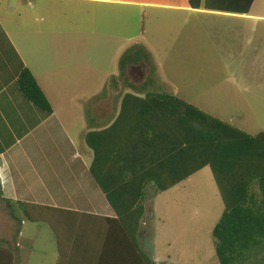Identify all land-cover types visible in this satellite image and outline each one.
I'll return each mask as SVG.
<instances>
[{
  "label": "trees",
  "instance_id": "16d2710c",
  "mask_svg": "<svg viewBox=\"0 0 264 264\" xmlns=\"http://www.w3.org/2000/svg\"><path fill=\"white\" fill-rule=\"evenodd\" d=\"M142 63L150 65V76L138 86L126 77V69ZM118 67L110 85L122 80L126 89L119 112L110 126L86 136L95 152L90 167L94 183L113 216L67 212L62 219L76 220L83 230L74 224L66 229L76 238L66 243L52 221V208L42 213L25 209L28 220L48 222L58 234L57 264H165L153 261L139 241L146 200L205 167L224 205L211 231L219 264H264V130L248 133L154 88L151 78L158 68L142 45L128 48ZM16 83L26 99L45 113L53 112L28 68L20 71ZM14 262V254L1 245L0 264Z\"/></svg>",
  "mask_w": 264,
  "mask_h": 264
},
{
  "label": "crops",
  "instance_id": "0c3cea01",
  "mask_svg": "<svg viewBox=\"0 0 264 264\" xmlns=\"http://www.w3.org/2000/svg\"><path fill=\"white\" fill-rule=\"evenodd\" d=\"M72 1H85L95 10H121L123 18L121 16L120 21L123 25L117 31L116 40H113L120 45L113 52V56H117L118 66L124 51L133 45H142L150 52L147 45L136 42L143 33V20L146 17L167 18L173 23L176 19H183L185 26L190 23L191 16L200 20L204 16H217L231 20L264 21V13L252 12L255 0ZM17 3V7H14L10 0H0V246L14 254V264H23L25 248L20 245V238L17 237L21 234L14 227L22 224L18 213L25 215L26 207L33 213H42L41 210L46 211L48 207L52 208V213L66 212L63 218L68 216L69 211L113 216L94 183L90 167L95 152L87 144L86 136L92 130L111 125L126 89L119 81L112 89L109 79L117 74L110 70V61L107 65L101 62V67H95L99 59L89 52H95L100 47L95 41L100 39L98 29L93 28L89 20L84 22L82 18H75L73 24L68 14L70 11L65 9V18L69 16L70 25L45 26L41 25V21H45L44 14H40L41 6L35 0H17ZM16 9L23 22L18 28L14 27L15 20L8 16ZM93 16L94 11H91V23ZM191 25L193 29L198 28L195 23ZM36 26L39 28H28ZM128 43L131 44L125 48ZM82 55L85 59L91 58L89 69L78 68L75 61ZM85 65L88 66L87 61ZM23 68L32 72L44 91L52 105L51 114L43 112L20 92L16 80ZM98 71L101 76H94ZM156 73L158 77V69ZM96 82H105L102 96L95 99L90 107L79 104L78 99L90 100L93 94L88 90L91 86H88ZM78 84H85V87L79 88ZM74 221L62 220L57 225L66 243L71 238L66 229L76 225L77 231L80 226L83 230L82 225ZM143 221L139 231L142 247L141 231H145V235L152 240ZM51 229L55 233L57 246L58 234ZM75 239L74 232L72 241ZM57 256L55 264L60 258L58 249Z\"/></svg>",
  "mask_w": 264,
  "mask_h": 264
},
{
  "label": "rangeland",
  "instance_id": "374dc122",
  "mask_svg": "<svg viewBox=\"0 0 264 264\" xmlns=\"http://www.w3.org/2000/svg\"><path fill=\"white\" fill-rule=\"evenodd\" d=\"M10 1L17 7V0ZM35 1L41 6L40 14H44L45 21H41V25L67 27L70 25L69 16L73 24L75 18H82L84 22L89 20L91 26L98 29L100 39L95 40L100 47L95 52H89L99 59L95 67H101V62L107 65L110 61L112 73H119L117 56H113V52L120 45L113 40H116L117 31L123 25L121 10H95L85 1ZM65 9L70 11L66 18ZM91 11H94L92 23ZM252 12L264 13V0H255ZM8 16L15 20V28L23 25L18 9ZM200 19L191 16L186 26L183 19H176L174 23L167 18L146 17L143 20V33L136 42L147 45L150 56L158 65V77L154 74L151 78L156 80L154 88L175 94L248 133L256 134L264 130V21L231 20L217 16ZM194 23L198 28L193 29L191 24ZM28 28L34 30L39 27ZM114 32L117 33L112 36ZM91 61V58L85 59L82 55L75 62L79 69L86 70L91 67ZM103 68L108 69L107 66ZM94 76H101V72ZM148 76L150 65L147 63L126 69V77L138 86ZM104 84L96 82L89 85L92 97L90 100L78 99V103L90 107L95 99L102 96ZM120 84L123 85L122 80ZM78 87L84 88L85 84H78ZM98 192L105 200L102 192ZM145 205L147 212L143 217V226L152 235L154 257L150 258L153 261L165 264H219L211 231L224 205L209 167L167 191L150 196ZM18 215L23 222L15 225L14 230L21 234H17V239L20 238V245L25 248L23 264H55L59 247L56 246L52 226L45 221L32 222L23 213ZM62 216L61 212L52 215V221L60 225Z\"/></svg>",
  "mask_w": 264,
  "mask_h": 264
},
{
  "label": "water",
  "instance_id": "95a60500",
  "mask_svg": "<svg viewBox=\"0 0 264 264\" xmlns=\"http://www.w3.org/2000/svg\"><path fill=\"white\" fill-rule=\"evenodd\" d=\"M140 237L143 241V248L144 250L149 253L151 257H154V251H153V241L145 235V231L140 232Z\"/></svg>",
  "mask_w": 264,
  "mask_h": 264
}]
</instances>
